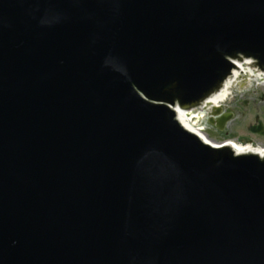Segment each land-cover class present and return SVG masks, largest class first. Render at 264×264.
I'll list each match as a JSON object with an SVG mask.
<instances>
[{"label": "water", "instance_id": "95a60500", "mask_svg": "<svg viewBox=\"0 0 264 264\" xmlns=\"http://www.w3.org/2000/svg\"><path fill=\"white\" fill-rule=\"evenodd\" d=\"M242 59L264 0H0V264H264V156L174 113Z\"/></svg>", "mask_w": 264, "mask_h": 264}, {"label": "rangeland", "instance_id": "374dc122", "mask_svg": "<svg viewBox=\"0 0 264 264\" xmlns=\"http://www.w3.org/2000/svg\"><path fill=\"white\" fill-rule=\"evenodd\" d=\"M254 90H243L242 87L237 86L234 90H232V94L230 97H234V101L230 102V98H228L224 104H222V108L228 109L234 116L233 120H231L225 131L227 135H223L215 131V129L211 128V126L207 123L206 116H203L199 121H197L196 126H200L204 129L205 136L212 142L220 143L225 140H235L238 143H247L245 140L248 133V127L252 124L253 118L255 114L259 112H264V105L256 100L255 102L250 101L251 105L245 108L239 101L241 98H250L251 91H256L257 96L264 94V87L260 86L258 83L251 81L250 85ZM255 145H259L264 147V139H259L253 142Z\"/></svg>", "mask_w": 264, "mask_h": 264}, {"label": "bare ground", "instance_id": "6f19581e", "mask_svg": "<svg viewBox=\"0 0 264 264\" xmlns=\"http://www.w3.org/2000/svg\"><path fill=\"white\" fill-rule=\"evenodd\" d=\"M235 65L237 67V72H232L231 77L227 80L220 95L212 96L208 99V102L204 103L207 104L206 108H208V106L221 107L222 104H224V102L226 101L227 97L230 95V89L233 86V83L239 79L243 80L244 83H246L250 81L254 77V75H259L261 86L264 87V76L258 74L259 71L252 68L247 62H236ZM206 108L197 111H180L178 109H174V113L184 129L197 135L204 143L218 146V144H220L221 142L215 143L210 141L205 136V134L201 132V129L195 126L196 120L204 116V113L207 110ZM224 142H226L225 145H228L236 155L255 154L261 157L264 156V147L262 146H245L237 144L231 140H225L223 141V143Z\"/></svg>", "mask_w": 264, "mask_h": 264}, {"label": "flooded vegetation", "instance_id": "af4514ba", "mask_svg": "<svg viewBox=\"0 0 264 264\" xmlns=\"http://www.w3.org/2000/svg\"><path fill=\"white\" fill-rule=\"evenodd\" d=\"M250 98H241V101H239L245 108L249 107L251 105L250 101L255 102L256 100H259L260 103L264 105V94H261L260 96H257L256 91H251ZM234 97L230 98V102L234 101ZM223 109V113L228 114L231 113L228 109ZM232 114V113H231ZM234 118V116H233ZM254 124L250 125L248 127V133L245 140L247 141H256L259 139H264V112H259L258 114H255L253 118ZM215 129L216 132L221 133L223 135H227V132L225 130L219 131L216 126L211 127Z\"/></svg>", "mask_w": 264, "mask_h": 264}]
</instances>
